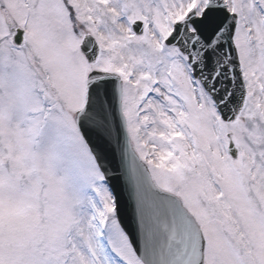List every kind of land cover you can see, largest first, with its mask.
<instances>
[{
    "label": "snow or ice",
    "instance_id": "snow-or-ice-1",
    "mask_svg": "<svg viewBox=\"0 0 264 264\" xmlns=\"http://www.w3.org/2000/svg\"><path fill=\"white\" fill-rule=\"evenodd\" d=\"M0 264H264V0H0Z\"/></svg>",
    "mask_w": 264,
    "mask_h": 264
}]
</instances>
